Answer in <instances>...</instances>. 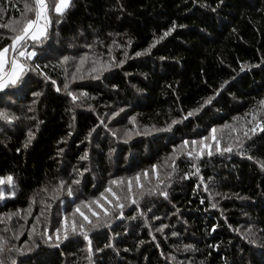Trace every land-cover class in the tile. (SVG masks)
I'll use <instances>...</instances> for the list:
<instances>
[{"label": "trees", "instance_id": "16d2710c", "mask_svg": "<svg viewBox=\"0 0 264 264\" xmlns=\"http://www.w3.org/2000/svg\"><path fill=\"white\" fill-rule=\"evenodd\" d=\"M26 3L32 0H0V24H13L25 15L34 18L26 13ZM218 3L73 0L62 17L50 11L48 38L36 47L38 55L21 60L32 67L39 64L61 91L37 72H29L23 86L0 92V109L17 117L12 123L0 120V177L11 174L16 184L15 197L0 201V214L23 210L0 223V235L9 242L3 254L6 264L9 257L17 264H89L81 238H69L59 248L44 244L38 236L34 237L36 247L29 240L28 231L33 227L37 233L46 226L53 231L59 199H68L66 190L53 199L59 181L71 184L79 180L72 185L75 201L91 200L104 190L113 173L117 178H131L144 170L151 172L152 165L167 167L164 162L176 145L184 139L210 138L212 128L218 131L221 148L231 145L232 151L215 153L213 144V155L202 160L179 154L177 172L166 188L168 198L146 196L138 204L149 216L157 215L149 224L141 220L137 206L128 203L124 219L91 231L94 249H101L92 264H264V131L256 125L264 122V105L260 104L264 100V0H223L217 7ZM173 22L185 27H176L159 40ZM11 35L10 29L0 28V36L5 37L0 39V48L11 43L7 38ZM157 40L149 53L135 55ZM32 46L29 40L26 50L31 51ZM85 54L87 60L77 72L76 64ZM10 55H14L11 50L7 57ZM64 56L75 59L61 67ZM96 59L118 66L107 70L97 66L99 70L91 72ZM120 60L125 62L119 64ZM243 65L249 67L241 71ZM65 70L68 91L77 96L87 93L86 97L73 101L67 95ZM74 72L76 79H72ZM97 75L100 78L94 79ZM226 80L229 83L210 105L171 133L135 134L179 119L214 95ZM33 92L42 95L33 97ZM121 108L122 113L109 119ZM129 117L135 118V128ZM253 124L255 132L244 137L240 130ZM225 125L237 131L220 130ZM113 127L123 130L119 137L132 129L127 143L111 134ZM92 129L95 131L89 136ZM29 130L35 135L24 148ZM85 152L88 158L81 160ZM193 163L200 168L196 175H192L196 172ZM209 178L216 184L206 191L202 181L211 185ZM153 186L156 181L146 187ZM30 198L35 203L32 214L26 216ZM46 204L52 205L47 211L49 222L45 225L41 216L37 224L36 217ZM134 215L136 219H128ZM162 225L167 227L157 231ZM6 226L10 230L5 232ZM250 226L255 235H249ZM17 230L23 232L19 239L14 238ZM245 237L256 243L250 244ZM109 243L112 248L105 247ZM12 245L21 252L9 253L7 247ZM186 245L192 247L186 249ZM27 247L32 251H24Z\"/></svg>", "mask_w": 264, "mask_h": 264}, {"label": "snow or ice", "instance_id": "6c2138e0", "mask_svg": "<svg viewBox=\"0 0 264 264\" xmlns=\"http://www.w3.org/2000/svg\"><path fill=\"white\" fill-rule=\"evenodd\" d=\"M223 3V0H219V3L217 7L220 6V4ZM73 5V0H32L31 4H25V10L26 13H32L34 14V18H30L29 16L25 15L20 20L15 21L13 24H0V28L3 29H10L12 35L7 37L11 40V43L0 48V92L6 91V90H13L18 87L23 86L26 81V76L29 72H37L39 75L43 76L45 80L51 81L52 86L55 88L57 92L61 91L59 87H56V81L52 80L50 76H48L45 72L41 70V66L39 64H36L35 67H32L31 65H28L26 63H23L21 58L25 60H32L33 57H36L38 55L36 51V47L39 45H43L44 40L48 38V28L51 24V17L49 15L50 11H54L57 15L63 16V14L69 10ZM204 7H207V5H203ZM215 11V9H212ZM60 21L57 20V23ZM176 27L183 28L184 25L177 26L175 22H173L172 26H170L167 31L163 33L162 36L159 37V40H163L165 37L170 35L171 32L175 30ZM5 37L0 36V39H3ZM31 40L33 42L32 50H26L27 42ZM159 41H154L153 44L149 45L147 49L144 50V52H136L135 55L137 57L147 54L151 51V48L155 46V43H158ZM132 42L131 40L128 41V44L130 45ZM71 47V45H69ZM87 47H91V45H87ZM9 50H11L14 55L11 58V60L8 61V64L10 66V71H5V53H7ZM74 57L64 56L60 60V66L63 67L64 64H66L69 60H74ZM114 59V58H113ZM163 59V58H161ZM87 60V54L85 56H81L79 58V62L76 64V70L77 72L80 71V69L84 66L85 62ZM125 61L120 60L119 64H123ZM92 67L90 68L91 72H97L99 68H102L104 70H107V68H111L114 66H118L115 64H112L110 62H101L99 59L93 60ZM45 67H47L45 65ZM249 66L243 65L241 67V71H245ZM76 73H72V79H76ZM83 78V77H79ZM94 79H99L100 77L94 76ZM234 79V78H233ZM229 83L228 80L224 81L219 89H216L214 92V95L209 96L204 99L203 104H200L197 108L189 110L185 115H182L179 119H172L170 123H166L163 127H156L153 125L150 130L146 128L144 133H135V134H143V135H152V134H159V133H171L175 126L182 124L185 120H188L191 117L197 116L202 110L210 105L213 100L216 98L217 95H219L220 91L225 88V86ZM115 87V85H113ZM69 83L67 82V72L65 70V83L63 84V89L67 92V95L72 98L73 101H77L80 99V97H86L87 93H80V96H77L71 91H68ZM33 97L41 96L42 93L40 92H33ZM33 103H35V100H33ZM261 105H264V100L260 101ZM91 107V106H89ZM32 109L30 108L29 111ZM124 111L123 108L119 109L116 112H113L111 117L109 119H112L113 117L118 116L120 113ZM17 117L14 115H10L6 111H0V120L7 121L8 123H12L14 120H16ZM235 119V118H234ZM253 119L255 120V116H253ZM130 123H132L133 128L136 127L135 118L129 117ZM103 123V121H101ZM258 127H261V131H264V122H258ZM107 127V125H105ZM224 127L229 128L231 132L237 131V129L234 126L231 125H225ZM92 131H95V129H92L89 132V136L92 134ZM249 132H255V128H251L248 130H245L243 135L246 138H249ZM217 129L212 128L210 130V138L214 142L215 145V151L217 153L223 154L224 152H231L232 147L229 145L228 147L221 148V141L220 138L216 135ZM132 129H126L123 133V137L117 136V131H112V135L117 138H125L124 142L127 143V140L131 138L132 135ZM35 133L31 130L27 133V139L25 140L23 147L27 148L34 138ZM238 139V138H237ZM209 140V136H202L199 141L192 140L189 142V140H182L180 145H176L174 147L173 153L165 160V164L168 166L170 170L165 171L163 173V178L161 177V174L158 172V166L152 165L151 172L156 175V186L154 187H145L144 184L141 182V177L143 176L145 179L149 177V170H144L143 173H137L134 178H129L127 182L124 181V178H118L114 180L109 181V185L105 187L104 191L100 192L99 196L96 198H93L91 200H82L79 204H75V207L72 209L71 213L65 214L63 217H61L58 220L59 227L55 228L54 231H50L47 226L43 229V231L37 233L35 227L30 229L28 231L29 240L33 241V247H36L38 245L35 244L34 237L38 236L40 240L47 245H50L52 247L59 248L61 246V243L63 241H66L70 238V236H80L83 237L85 241L88 242V259L89 264H92V254H93V248H92V242L90 239L89 233L92 230L99 229L101 227H110L113 224V221L117 218L124 219V208L127 206L128 203H131L134 206H137L136 211L139 212L141 216L144 215L143 211L138 206V201L143 199L144 197H151L155 195H159L161 197H164L165 199L168 198V191L166 190L167 186L171 184L172 177L175 172H177V163L176 158L179 154H184L188 156L189 158L193 160H202V158L207 155L208 157H211L213 155L212 151V145L208 144L207 141ZM191 143L192 148L189 149V144ZM199 145V148L196 146ZM239 147V145H237ZM207 150V151H205ZM17 151H20V149H17ZM64 150L61 148L59 149V152H63ZM87 152H85L84 155L80 157L81 160H86ZM249 159L252 157L249 156ZM170 161V163H169ZM191 167L196 169V172L192 173V175H196L200 172V168L197 167L195 163L191 165ZM261 168L264 169V164L261 165ZM83 171H88V169H84ZM77 175H83V172H77ZM184 179L188 178V174L186 173L183 177ZM211 179V178H209ZM167 181V183H166ZM80 183L79 180H73L71 184H67L66 181L61 180L59 181L58 185L53 189L54 193L56 194L53 196V199H56L59 197L60 193L62 191L66 190L67 197H73L74 191L72 185H78ZM165 185L164 188H160L159 185ZM113 185L117 186L119 189V192L113 190ZM15 178L13 175L9 174L4 177H0V200H5L9 197H15L16 191H15ZM139 189L138 193H135L133 191V188ZM44 191H47V189H43ZM205 190H209L207 185L205 186ZM111 197V198H110ZM35 203V200L33 198H30L29 201V207L26 211V216L31 215V209L32 205ZM43 203V201H42ZM61 204H65L63 200H60ZM74 200H69L67 205L74 204ZM112 205L111 208L106 207L105 205ZM95 205V208L93 207ZM52 205L46 204L45 209L42 210L40 214L36 217V223L39 224L41 222V216L44 217V223L47 225L49 222L47 211H50ZM212 207H216L215 204L212 205ZM96 208L100 209L101 211H96ZM87 209V213L83 210ZM150 210V209H149ZM23 211L18 209L15 213H7V214H0V223H6V221H10L13 216L19 215V213ZM119 212V216L117 217L116 212ZM90 213L91 215H89ZM79 215L80 220L79 223L76 222V215ZM26 216L21 217V219H26ZM95 217V221L91 218ZM137 217L134 215L132 217H128V219H136ZM158 219V218H157ZM71 222L69 223V221ZM167 227V225H162L161 228H158L157 231H162L163 228ZM20 229H23V225H20ZM10 229L6 226L3 231H9ZM249 235H255L254 232L251 231V226L248 229ZM172 236H177L176 232L171 233ZM23 235L22 231L17 230L14 238L19 239V236ZM118 235V234H117ZM248 239V242L250 244H255L256 241L253 239H250L249 237H245ZM111 240V237H109ZM8 240L0 235V264H6L5 259L3 258V254L6 251V246L8 245ZM29 242L25 241V244L27 245ZM143 243V241H141ZM106 248H112L113 244L109 243L105 245ZM191 245H186L185 248H190ZM7 251L11 253L12 251H16L18 253L21 252V249L16 248L15 245H12L11 247H7ZM26 252H31L32 247H27L24 249ZM96 251H101V249H96ZM23 254V253H21ZM174 259V257H173ZM9 264H17V261L14 258L9 257Z\"/></svg>", "mask_w": 264, "mask_h": 264}, {"label": "rangeland", "instance_id": "374dc122", "mask_svg": "<svg viewBox=\"0 0 264 264\" xmlns=\"http://www.w3.org/2000/svg\"><path fill=\"white\" fill-rule=\"evenodd\" d=\"M5 57H6V59H5V66H6V64L8 63V61L9 60H11V58L13 57V56H11L10 55V57H7V53H5ZM6 71H10V66H9V64H8V66H7V69H5ZM12 102V103H11ZM10 105H12V104H15V102L13 101V100H11L10 101V103H9ZM13 106V105H12ZM11 106V107H12ZM0 111H4L2 108L0 109ZM124 125V124H123ZM257 125V124H256ZM125 126V125H124ZM120 127V128H125V127ZM257 127V126H256ZM255 126H254V124H253V126L252 127H250V128H248V129H251V128H256ZM227 129H229V128H226V127H224V128H222V129H220V130H224V131H226ZM246 127H244V128H242L241 130H240V133H244V131L245 130H248ZM112 131H117V136L119 137V134L120 133H122V131L123 130H121V129H118V128H116V127H113L112 129H110V132H111V134H112ZM230 131V130H229ZM218 132V131H217ZM137 133V132H136ZM251 133H253V132H249V135L251 134ZM216 135H217V133H216ZM197 140V139H196ZM200 139H198L197 141H199ZM207 143L208 144H210V145H213L214 144V142L211 140V138H209V140L207 141ZM192 147V145L190 146V148ZM197 148H199V145H197L196 146ZM215 149V148H214ZM205 151H207V150H205ZM215 153H217L216 151H214ZM213 152V153H214ZM224 153H226V152H224ZM238 153H240V152H238ZM204 157H208L207 155H205ZM176 163H177V160H176ZM179 164H177V166H178ZM162 168V169H161ZM161 168H159L158 167V172L160 173L161 171H163L164 170V172L165 171H168V170H170L169 168H168V166L167 167H161ZM161 169V170H160ZM175 174H176V172H175ZM117 173H113V175H111L110 176V178H109V180L107 181V183H106V185H105V187H107L108 185H109V181L110 180H114V179H118L117 178ZM173 176H174V174H173ZM135 176H133V177H131V178H134ZM161 177L163 178V173H161ZM173 178V177H172ZM171 178V179H172ZM129 178H124V181L125 182H127V180H128ZM156 181V175L155 174H153L152 172H149V177L147 178V179H145L143 176L141 177V182H142V184H144V186L146 187L147 186V184L149 183V182H155ZM210 181L212 182L211 183V185H209V183H208V180H203L202 181V183H203V189H205V186L206 185H208L207 187H208V189L210 188V186H214L215 184H216V181H215V179H210ZM166 183H167V181H166ZM170 185H172V182H171V184ZM170 185H168V186H170ZM113 187V190L114 191H117V192H119V189L117 188V186H115V185H113L112 186ZM154 187V186H153ZM159 187L160 188H164L165 187V185H159ZM135 188V187H134ZM134 188H133V191L135 192V190H134ZM105 189V188H104ZM139 190V189H138ZM104 191V190H103ZM136 193V192H135ZM65 194V193H64ZM68 199L67 200H63L64 202H65V204H61L60 203V200H62L63 198H60L59 199V203H58V207H57V211H56V215L53 217V222H52V227H53V231L55 230V228H57V227H59L60 225H59V223H58V220L61 218V217H63L65 214H67V213H71L72 212V209L75 207V204H78L79 202H77V201H75V199H74V197H67ZM111 198V197H110ZM69 200H74L75 201V203L74 204H71V205H68L67 207H65V205H67V203H68V201ZM0 201H2V200H0ZM130 204V203H129ZM138 204H140V206H141V200H139L138 201ZM106 207H112V205H105ZM140 206H139V208H140ZM93 207L95 208V205H93ZM143 209V208H142ZM141 209V210H142ZM86 213H87V209H83ZM96 211H101L100 209H98V208H96ZM143 213H144V215L143 216H141L142 217V219L141 220H144L145 222H146V224H149V222H150V218L151 217H156L157 215H151V216H149L145 211H144V209H143ZM89 215H91L90 213H88ZM94 221H95V217H91ZM75 219H76V222L77 223H79L80 222V220L82 219V218H80L79 217V215L77 214L76 215V217H75ZM71 222V220L69 221V223ZM139 224H141V225H144V222H139ZM153 227V225H150V229ZM251 229H253V228H251ZM164 234V233H163ZM89 235H90V239H91V242H92V248H93V254H92V258H99V255H97V251H96V249H97V247L94 249V245H93V239L91 238V232L89 233ZM70 238H81V240H82V242H83V244L85 245V251H86V254H87V256H88V242L87 241H85L84 239H83V237H80V236H70ZM76 239V240H77ZM76 240L74 241V242H76ZM81 250V249H80ZM84 250V249H83ZM82 250V251H83ZM96 254V255H95Z\"/></svg>", "mask_w": 264, "mask_h": 264}]
</instances>
